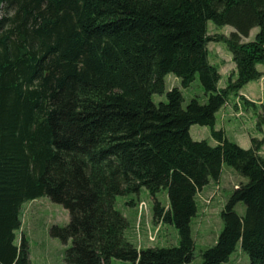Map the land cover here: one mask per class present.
<instances>
[{"label":"trees","instance_id":"16d2710c","mask_svg":"<svg viewBox=\"0 0 264 264\" xmlns=\"http://www.w3.org/2000/svg\"><path fill=\"white\" fill-rule=\"evenodd\" d=\"M210 21L234 32L212 37ZM214 41L236 64L224 89L210 62ZM259 65L264 0H0V264H32L16 232L22 205L42 197L70 214L52 228L72 242L68 264H194L198 194L225 164L248 182L229 198L224 229L201 264L228 263L240 243L251 264H264L262 143L244 149L216 130L230 96L264 77ZM170 74L184 89L199 78L207 102L184 107L173 88L155 104ZM194 125L209 127L217 145L194 140ZM143 188L155 223L173 225L179 246L139 248L127 238L116 200ZM162 190L168 205L157 198Z\"/></svg>","mask_w":264,"mask_h":264},{"label":"rangeland","instance_id":"374dc122","mask_svg":"<svg viewBox=\"0 0 264 264\" xmlns=\"http://www.w3.org/2000/svg\"><path fill=\"white\" fill-rule=\"evenodd\" d=\"M208 31L212 37L230 36L234 32V28L218 26L210 21L208 22ZM258 32V28L253 29L245 41H253ZM208 49L211 64L215 65L221 74L219 87L224 89L228 86L231 75L236 74L233 56L224 42H211ZM258 68L262 70L264 65H259ZM177 79L173 74L166 77V93L154 95L155 104L167 103V92L173 88H179L182 91L185 99L184 107L194 98H198L202 103L207 102L208 96L199 78L187 89H184L181 80ZM216 117V130L223 131L230 141L244 149L253 147V140L257 139L262 143L260 152L264 156V77L249 83L238 94L230 96L227 105ZM192 127L191 135L194 140H205L215 146L216 140L212 137L209 127L200 125ZM247 182V178L239 175L234 168L225 164L221 179L207 186L201 199L198 198L199 211L191 224L195 241L194 264H201L203 252L215 246L224 229L222 212L235 188L240 183ZM157 198L163 205L169 204L167 190H162ZM131 202L134 204L130 205ZM142 204L147 207L145 210L140 209ZM116 209L127 218L129 227L126 236L137 247L179 246V233L173 225L155 223L154 200L146 188H143L138 194L119 196L116 200ZM236 211L240 216H244V203H239ZM20 218L22 226L16 232V245L20 246L23 237L26 238L32 264H68L65 261V254L72 242L69 241L65 244L52 234L54 226L65 227L70 221V214L62 205L54 203L48 197H42L24 203ZM114 263L132 264L118 260H115ZM226 264H251V259L243 251L241 243Z\"/></svg>","mask_w":264,"mask_h":264},{"label":"crops","instance_id":"0c3cea01","mask_svg":"<svg viewBox=\"0 0 264 264\" xmlns=\"http://www.w3.org/2000/svg\"><path fill=\"white\" fill-rule=\"evenodd\" d=\"M258 69H259V68H258ZM259 70L262 71V72H264V69H262V70L259 69ZM177 80H178V79H177ZM219 88H220V87H219ZM221 110H222V109H221ZM221 110H220V111H221ZM220 111H219V112H220ZM219 112H218V114H219ZM218 114H217V115H218ZM192 128H193V127H192ZM192 128H191V130H192ZM215 145H217V142H216ZM205 190H206V189H203V190L198 194V198H199V199H201V196L205 193Z\"/></svg>","mask_w":264,"mask_h":264},{"label":"built area","instance_id":"2783aa9c","mask_svg":"<svg viewBox=\"0 0 264 264\" xmlns=\"http://www.w3.org/2000/svg\"><path fill=\"white\" fill-rule=\"evenodd\" d=\"M146 208L147 207L145 206V204H142L141 207H140L141 210H145Z\"/></svg>","mask_w":264,"mask_h":264}]
</instances>
